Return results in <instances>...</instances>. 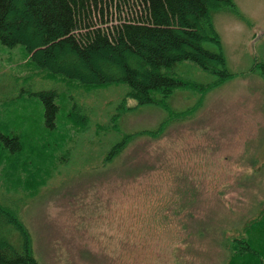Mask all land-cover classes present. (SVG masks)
I'll return each mask as SVG.
<instances>
[{
	"label": "rangeland",
	"instance_id": "obj_1",
	"mask_svg": "<svg viewBox=\"0 0 264 264\" xmlns=\"http://www.w3.org/2000/svg\"><path fill=\"white\" fill-rule=\"evenodd\" d=\"M233 3L242 18L229 10L212 18L233 77L201 98L177 89L165 106L127 99L119 109L125 84L85 91L42 80L22 47L0 44V119L9 131L36 145L44 128L37 93L60 98L58 148L42 166L51 177L33 197L0 177L1 202L27 230L38 264L225 263L224 242L264 210V0ZM176 73L200 85L215 78L189 62ZM72 104L84 121L67 116Z\"/></svg>",
	"mask_w": 264,
	"mask_h": 264
},
{
	"label": "trees",
	"instance_id": "obj_2",
	"mask_svg": "<svg viewBox=\"0 0 264 264\" xmlns=\"http://www.w3.org/2000/svg\"><path fill=\"white\" fill-rule=\"evenodd\" d=\"M220 10L242 18L233 0H0V44L8 49L22 47L25 64L42 80L85 91L125 84L128 93L119 109H124L127 99L137 107L165 106L177 89L201 98L233 77L225 67L212 21ZM206 42L215 50H207ZM185 62L212 74L214 80L200 85L181 78L176 70ZM37 97L44 128L36 145L27 146L0 119V177L9 190L21 188L24 197H33L51 177L52 171L42 166L53 161L58 148L53 136L61 110L59 94L40 91ZM69 111L73 124L76 117L85 120L77 105ZM111 120L117 121L115 116ZM128 139L122 137L114 144L104 162H111ZM1 201L0 264H38L27 230ZM223 251L224 264H264V210L238 237L226 240Z\"/></svg>",
	"mask_w": 264,
	"mask_h": 264
}]
</instances>
